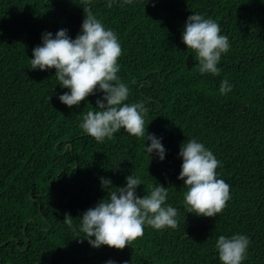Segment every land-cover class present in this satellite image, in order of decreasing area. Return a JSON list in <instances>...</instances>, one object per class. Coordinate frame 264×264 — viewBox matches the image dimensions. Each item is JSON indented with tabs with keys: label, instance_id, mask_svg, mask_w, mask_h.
I'll return each instance as SVG.
<instances>
[{
	"label": "trees",
	"instance_id": "trees-1",
	"mask_svg": "<svg viewBox=\"0 0 264 264\" xmlns=\"http://www.w3.org/2000/svg\"><path fill=\"white\" fill-rule=\"evenodd\" d=\"M108 3L92 0L91 11L121 45L125 103L148 109L143 138L121 129L95 141L80 124L104 94L97 90L68 107L59 96L70 90L59 85L56 70L31 69L43 33L81 34L82 0H0V264H222L216 241L237 234L250 241L242 264H264V0ZM193 13L217 22L228 37L218 76L201 74L182 41ZM224 79L232 90L222 95ZM147 132L162 138L163 161L146 153ZM191 139L212 151L217 178L230 185L231 198L216 217L186 211L179 152ZM131 174L141 181L140 198L157 184L168 188L165 206L177 209L178 227L145 225L123 250L80 242L83 214L107 199L101 178L122 187Z\"/></svg>",
	"mask_w": 264,
	"mask_h": 264
},
{
	"label": "clouds",
	"instance_id": "clouds-1",
	"mask_svg": "<svg viewBox=\"0 0 264 264\" xmlns=\"http://www.w3.org/2000/svg\"><path fill=\"white\" fill-rule=\"evenodd\" d=\"M114 2L109 0L106 7L111 8ZM124 3L131 4L132 0H124ZM91 4L92 0H82L85 19L81 34L75 39L68 35L67 29L58 30L55 37L51 32L42 34V45L32 52L31 69L56 70L59 85L70 90L59 96V100L68 107L79 106L97 90L104 94L97 99L95 110H89L80 124L83 132L95 141L112 139L121 129L129 135L143 138L144 117L148 109L144 102L125 103L129 88L117 75L120 71L118 59L122 53L121 45L116 33L106 29L93 14ZM182 41L187 49L196 54L201 74H220L217 65L221 55L229 51L230 45L228 37L221 34L217 22L193 13L185 23ZM231 90L232 86L224 79L220 84V93L225 95ZM161 139L147 132L146 141L151 143L146 145V153L150 158L155 153L163 161L166 150ZM179 156L183 162L178 179L183 180L188 189L184 196L187 213L216 217L231 198L230 185L217 178L216 169L220 162L211 150L195 139L181 145ZM140 185V179L133 174L126 177V186L122 187H112L110 179L101 178L102 188L108 189L107 199H102L83 214L79 233L84 235L77 233L76 238H80V242L86 239L93 248L105 245L123 250L144 235L145 225L155 230L177 228V209L165 206L168 188L157 184L150 194L140 198L136 195ZM64 223L76 232L69 214H65ZM249 242L248 237L240 234L231 238L219 236L216 248L222 264H242ZM107 264L114 262L109 260Z\"/></svg>",
	"mask_w": 264,
	"mask_h": 264
}]
</instances>
